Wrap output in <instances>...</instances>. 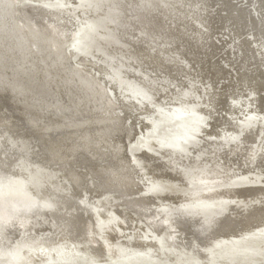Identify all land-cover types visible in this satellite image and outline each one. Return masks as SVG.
<instances>
[{
    "label": "bare ground",
    "instance_id": "6f19581e",
    "mask_svg": "<svg viewBox=\"0 0 264 264\" xmlns=\"http://www.w3.org/2000/svg\"><path fill=\"white\" fill-rule=\"evenodd\" d=\"M22 1L0 0V264H5L3 254L7 256L11 253L14 257H12V262H9L10 264H21V261H25L22 264H36L37 261L33 262L34 254L27 257L22 255V247L36 248L41 238L42 240L39 241L41 245L52 246L53 237L63 238L59 231H55L54 228L57 226L67 227L70 230V237L78 246L73 244V247L64 249L63 256L68 258L80 254L79 249H85L84 242L86 241L89 243V252L87 249L84 252L87 251L96 263H101L106 259L105 255L107 256L108 250L112 252L110 258H118L123 247L127 250L129 247H134L159 253L164 250L160 240L166 237L174 244L175 255L178 253L177 261L182 260L184 255H189L209 263L215 258L214 252L217 251L219 256L216 258L220 260V264H252L250 261L243 260L241 253L253 252V250L244 248L242 244L238 247L233 241L241 239L242 230L240 228L244 224L246 228L257 225L259 227L264 222V198L262 201L259 199L260 196L264 197V187L240 186L235 189L222 187L218 190L204 188V191L200 193H184L171 189L165 193L158 191L155 196L145 195L143 192L147 183L155 182L158 178L165 179L166 177L173 181H181L178 175L171 173L169 168L167 169V165L178 166L183 159L190 161L191 165H197L191 177L196 176L206 184L217 180H221L222 185L229 183L234 178L235 168L233 166L235 164L237 169L242 168L263 176L261 181L264 182V151L261 153L255 148L259 136L264 135V124L256 120L249 125V129L243 131L246 135L239 136L229 149L224 148L222 158L225 162L219 170L210 166L216 159L210 161L208 157L211 148L217 144L212 143L211 140L221 139L232 130L235 124L238 125L237 112L231 109L230 98L226 94L213 97L205 95L200 106L190 109L184 108V104H181L180 108L185 110L182 115H188L190 119L183 125L186 134L178 133L175 137V140L179 142L177 148L179 150L175 151L177 153H172L165 149L162 152L165 158L154 161L156 166L162 169V173L151 171L147 162H152V160L145 154L139 156L142 163H138L137 159L132 157L128 158L129 154L127 156L128 144L136 134L132 120L145 114L151 117L155 113L151 106L157 107L163 93L166 95L170 89L172 90L174 83H168L167 87L159 84L153 92L144 91L148 101L143 103V108L135 106L131 98L128 103L119 99L115 101L107 93L108 89L106 90L105 86L107 82L103 75H108V69L112 66L119 69L122 65L117 61L119 51L110 49L111 45L106 36L100 35V42H106V45L105 43L100 45H102V54L106 57L104 59L109 62L97 63L87 57L77 63V66L72 63V53L67 45L70 33L77 26V21L84 17L62 6L57 12L35 8L25 14L21 9ZM138 1L142 3L143 8L140 14H137V22L152 23L154 16L152 14L155 13L152 9L157 7L154 3L156 0ZM258 3L260 11L263 10V12H260L261 15L259 14L257 20L249 12L231 10L227 6L228 15H224L227 17L218 19L210 17V20L223 18L227 22L232 21L241 32L250 26L251 29L256 30V36L262 37L264 36V0ZM131 4L134 7L139 5L133 0H109L108 6L99 3L93 7L98 14L102 15L105 10L112 11L116 27L108 25V31L112 36H117L119 41L127 44L129 42H125L123 38L124 34L131 33L132 26L126 21L128 6ZM112 6L117 10H112ZM148 6L150 8H147ZM83 13H88V11H83ZM178 31L177 34L180 33ZM120 33L122 37L119 36ZM139 44L133 49L148 62L160 63L159 59L163 58L151 57L146 53L144 45ZM181 48L173 49V53L182 57L183 55L179 53L182 51L197 59L194 62L192 58L188 60L182 57L183 62H176L177 70L180 68L179 64L189 61L200 63L201 67L206 69L205 72H208L207 75L216 76L224 72L220 63L215 61L216 48L214 46L210 45L209 49H213L211 52L205 49L206 47L197 44H187ZM238 48L241 50L240 47ZM246 49V52L252 53L248 44ZM249 58L252 59L253 56L249 54L247 59ZM161 65L165 64L161 63ZM166 70L169 73L172 71L171 68H166ZM138 72L139 70H136L135 74ZM128 73L125 79L131 83L135 76ZM263 74L259 72L251 77L249 73L242 75L238 72L237 82L259 84L262 83L261 80H264ZM180 75L184 74L180 72ZM124 91L126 93L125 89ZM128 96L127 94L124 98ZM235 100L239 113L241 110L248 109L247 106H254L256 102L260 109L261 103H264L263 97L252 99V104ZM210 101L215 102L214 108L220 107L224 110L227 117L225 114L213 116V111L207 106ZM18 122L22 123L24 128L17 127ZM16 128L25 129L37 142L42 154L41 167H38L34 159L29 157L24 159L26 162L23 160L25 163H21L22 160L19 159L23 156L21 149L14 150L15 152L10 154L7 148L13 147L14 149L17 145L7 144L8 141L4 137L14 134ZM188 146L190 153L195 151L199 152V155L190 156L192 158L190 159L185 150ZM2 153L9 156L4 157ZM14 163L17 166L20 164V167L24 166L25 174H21L27 176H21L26 178L24 193L28 192L26 195L29 197L23 201L11 200L7 195L9 191L7 186L15 187V174L14 177H7L5 174H8V169ZM228 163L232 164L227 165ZM46 165L53 169L48 170ZM250 165L253 167L250 168ZM41 170H44V176H39ZM14 191L16 195L15 188ZM238 193H245L248 202L241 200L245 202L246 207L249 204L253 205L247 209L248 211H242L241 208L244 206H238L241 203L239 200L238 205H234L237 203L229 204L223 209L198 210L189 205L196 200H223L229 203L230 198L235 197L236 199ZM101 200H107L109 204H112V208L106 204L97 206L96 203ZM42 201L46 202L43 210L39 207ZM112 201L115 203L113 204ZM166 203L171 206L176 204L178 207L181 204L189 206H186L187 209H183L185 205L181 206L183 207L181 214L164 212L159 208V204L165 207ZM48 210H52V213L48 212V216L51 219L55 217L57 220V222H49L50 225L47 224L48 218H46ZM9 211L15 214L28 211L29 214L17 217L18 215H9ZM112 211L118 215H116L118 223L114 226H108L107 223L104 234L97 233L95 221L97 214L108 222L112 218L110 215ZM140 224L148 225L151 230L153 229L154 235L151 233L150 240L143 238L142 227L144 226ZM39 225H42L41 228L45 227V230H42ZM50 226L54 228L48 235ZM134 230L138 232L136 239L132 236ZM13 236L17 239L16 245L11 241ZM101 239L105 242L103 243ZM16 254L20 255L18 259Z\"/></svg>",
    "mask_w": 264,
    "mask_h": 264
},
{
    "label": "rangeland",
    "instance_id": "374dc122",
    "mask_svg": "<svg viewBox=\"0 0 264 264\" xmlns=\"http://www.w3.org/2000/svg\"><path fill=\"white\" fill-rule=\"evenodd\" d=\"M133 1H135L139 5H135L134 7V5L131 4L130 6H128L129 9L128 13L126 14V21H128L132 28L130 30L131 33H128L127 35L124 34L125 37L123 38L124 41L129 42V44L124 42L122 43L121 41H119L117 36L114 37L109 33L108 25L116 27V23L114 20L115 16L111 14L112 11L105 10L103 13L104 15H102L98 14L95 11V8H93L95 4L99 3L108 6L109 0H23L21 3V9L23 10V12H25V14L29 12L30 9L35 8L48 9L57 12L59 11L60 6H62L72 13L81 14L82 18L84 17L82 20L77 21V26H75L73 31L70 33L69 42L67 45V48L69 51H71L73 57V62H71L76 65L82 59L87 57L88 59L97 63H102V61L109 62L107 59H104L106 57L102 54V45H100L101 43H105L106 45V42H100V35L104 34L111 45L110 49L119 51L117 61L118 64L122 65L119 68L121 72L119 69H115V67L112 66L110 69H108V75H103L105 81L107 82L105 85L106 90H109H107V93L115 101L123 100V102L126 101V103H128L131 98L135 106L143 108V103L145 101H148V98L146 97L147 94L144 91L153 92V89L159 86V84H164V87H167L168 83H174L172 84L174 86L172 90L170 89V91H168L166 95L163 93V97L160 99V103L157 104V107L151 106L155 110V113L152 115L154 117H149L145 114L141 115L143 117L139 116L137 119L132 120V123L135 124L136 134H134L131 143L128 144L127 156L129 154L128 158L132 157L134 159H137L138 163H142L139 156L145 154V156L151 158L152 160V162L149 161L147 162V164L148 168L152 169L151 171L153 172L156 171L158 173H162V169L156 166V163L154 162L155 159H164L165 157L163 156L162 152L165 149L172 153L179 150L177 149L179 147V142L178 140H175V137H177L178 133L186 134V132H184L183 125L190 119V116L182 115V112L185 110L180 108L182 106L181 104H184V108L190 109L198 105L200 106L202 98L205 97V95H207L208 97H213L214 95L226 94L227 97L230 98L229 102L231 104V109L237 112L236 118L238 125L235 124L232 130L227 132V134L224 135L221 139L215 138L211 140L212 143L216 142L217 144L213 146L214 148H211L210 156L207 157L210 161H212L211 159L215 158L216 161L210 164V166L220 170L224 165L223 163L225 162L222 158L224 155V148L229 149L231 145H234V141L236 142V139H238L239 136L243 137L244 135H246V132L243 133V131L249 129V125H252L256 120L260 124H264V103H261L262 105L260 104L262 106L260 107V109H258L259 104L258 102H256L254 106H247L248 109L244 111L241 110V113H239V108L238 106H236L237 101L235 100L238 99L241 103L252 104V99H255L257 97H263L264 99V80H261L262 83L259 84H255V82H249L248 84H243V81L237 82L239 80L238 72H240V74L242 75L244 73H249L251 77L252 75L258 74L259 72L264 73V36H256V30H253V28L251 29L250 26H247L241 32L239 30V27L232 23V21L227 22L226 20H223V18L220 20L211 21L210 17H216L217 19L219 17H227L224 15H228V12L226 11V8L228 7L231 10L235 9L237 11H241L242 13L249 12L251 16L255 20H257L260 12H263V10L260 11L259 9L258 1L260 0H156L154 3L157 5V7H153L152 9L155 13L152 14L154 15L152 20L153 22L150 24L149 22L147 23L144 21L141 23L137 22V14L142 11L143 7L140 1ZM147 8H150V6H148ZM111 9L115 11L117 10V8L113 6ZM86 10L88 11V13H83V11ZM76 16L77 15H75V17ZM177 26L179 27V31L177 29ZM177 31L180 33L177 34ZM119 36H121V33ZM139 43H142L144 45L143 46L141 44L144 48H146V53H148L151 57H156L157 59L163 58L159 59L160 63L155 64L153 62H148L147 59H145L136 50H134L133 47L140 45ZM187 44H197L199 46H204L206 47L205 49L209 50V52L213 50L209 49L210 45L214 46L216 48V51L214 53V55H216L215 61H218L220 63V66L223 68L224 72L219 73L216 76L210 74L207 75L208 72H205L206 69L202 68L200 63H194L197 58L190 57L189 55L184 54L182 51L179 52L181 53V55H183L182 57L188 60L192 58L191 60L194 59V62L190 63L189 61H184V63L179 64L180 68L179 70H177V68L175 67L176 62H183V60H181V56L173 53V49H182L181 47ZM247 44L249 45L252 53L249 51L246 52ZM238 47H240L242 51ZM249 54L253 56L252 59H247ZM157 59L156 61L158 62ZM161 63H164L165 65H161ZM127 67H131L132 69H127ZM166 68H171V73H169ZM242 68L243 70H241ZM136 70H139L137 74H135ZM128 72L135 76L132 78L131 83H129V81L125 79L127 77V74H129ZM180 72H182L184 75H180ZM190 72L191 74L189 75ZM124 89L129 95L127 98H124L125 96H127ZM189 100L191 101L190 103L188 102ZM234 105L237 108H235ZM207 106H209V110L213 111L212 114L215 117H217V115H224L226 113L220 107L214 108V101H210L209 103H207ZM225 117H227V115ZM233 118L235 117L233 116ZM21 124L18 122L17 127L21 126L22 128H24V125ZM20 128H16V131H14V134H11V136L4 137L6 141H8L7 144H12V146L17 145L14 147V149L13 147H8L7 149L10 150V154H13L12 152H15L14 150L21 149L20 152L23 155L21 158H19L22 160L21 163H25L26 161L24 159L29 157L31 159H34L33 161L38 165V167H41V164H43L41 160L42 154L40 153V148L37 142L35 141V139L31 138L28 131H26L25 129L21 130ZM175 130L177 132H175ZM20 133L21 135L18 136L17 134ZM12 138H14V140H12ZM263 138L264 135L259 136L256 143L257 145H255L256 150L261 153L264 151ZM189 149V146L185 149L188 152L186 154L189 157L194 156L195 154L199 155V152L195 151L190 153ZM197 149L200 150V148ZM6 153H2V156H9ZM190 159L192 158L190 157ZM231 164L232 163H228L227 165ZM12 165L13 166L8 169V174L6 173L5 175H7V177H14L15 174L16 181L14 180L15 187L11 188L7 186V189H9L7 195L11 200L13 199L15 201H23L27 198L29 199L28 195H26L28 192H26V194L24 193V191H26V178L21 177L25 176L22 175L25 174V170L23 169L24 166L20 167V164L17 166L15 163ZM38 167L36 166L37 169ZM233 167L235 168V170H233L234 178H232L229 183H225V185H222L221 180H217L210 181L206 184L196 176L192 175L191 177L193 169H196L197 165H191L190 161H188L187 159H183L178 164V166L170 167L169 165H167V169L169 168L171 173L178 175L179 179H182L181 181L183 182L173 181L172 179H168L166 177L165 179L158 178L155 182L151 181L147 183L143 194L155 196L156 194H158V191H161V193H165L171 189L184 193H200L204 191V188L210 190H218L222 187L233 189L240 186L264 187V182L261 181V178H263V176L256 175L257 173L242 168L241 169L243 171L240 168L239 170L237 169L236 164ZM252 167L253 166L250 165V168ZM46 168H48V170L50 171L53 169L49 165H46ZM227 168L229 167L227 166ZM17 171L19 172L17 173ZM42 175L44 176V170L39 171V176ZM33 176L37 177V175ZM166 176L168 177V175ZM2 181H4V179ZM14 188L16 190V195L14 194ZM245 196V193H238L236 196V199H238L236 200L235 197H232L233 200L231 198L230 200L228 199L229 203L223 200H196L191 202V204L189 205L192 208L198 210L207 208L223 209L229 204L233 205L234 203H237L234 205H238L240 201L241 203H239L238 206H244L245 208L242 207L241 209L245 212L248 211V208H251V206H253L249 204L246 207L245 202L248 201L246 200L247 198ZM263 198V196L259 197L261 201L263 200ZM241 199L243 201H246L243 203ZM112 202L113 204L115 203L114 201ZM45 203L46 202L44 201H42V203H39V207H41L42 210ZM102 204H106L108 207L112 208V204H109L107 200H101L96 203L97 206H100ZM159 205V208L164 212L174 213H180L183 208L181 206L185 205V208L183 209H187L186 206H189L188 204H181L178 207V205L176 204L171 206L168 203H166L165 207L161 204ZM49 211L50 213H52V210L46 211V218H48L47 224H49V222L51 221L57 222L55 217L51 219L50 216H48ZM22 212L23 211H21L20 214H15L14 212L9 211L8 214L11 216L18 215L17 217L22 214H29L28 211L23 213ZM113 212L114 211H112V213L110 214L112 218L108 222H106L105 219L97 214L95 220L97 233L104 234L105 230L107 229V223L108 226H114L116 223H118V215ZM182 214L184 213L182 212ZM186 215L188 214L186 213ZM188 216H191V214ZM119 218L121 219V217ZM263 225L264 222H262L259 227L257 225L253 227L247 226L246 228V224H244V226L240 228V230H242L240 234L241 239L233 241V243L238 247H240V244H242L244 248L253 250V252L241 253L243 260L250 261L252 264H264ZM41 226L42 225H39L40 228ZM142 226H144L142 227L143 238L150 240L152 238L151 233L154 235V233L152 232L153 229L151 230V227H149L148 225ZM44 228L45 227H42L41 229L45 230ZM52 228L54 227H49L48 235L51 234ZM139 228L141 229V226ZM54 229L55 231H59L61 237L63 238H59L56 236L53 237L52 240L54 241L51 242H53L54 244L52 243V246L41 245L42 243L39 242L42 240L41 238L38 240L37 245L35 246L36 248L30 249L28 247H22V255L27 257L31 254H34L35 256L33 262L37 261L36 264H199V262L200 264H220V260L216 258V256H219V252L217 251L214 252L215 258H213L209 263L202 262L189 255H184L182 260L177 261L178 253H176L177 255H175L174 244L171 243L172 241H168L166 237H163L160 240V243L162 244V246H164V250L159 253L153 252L152 250H149L150 252H148L147 250H139L138 248L135 249L134 247H129L127 250V248L123 247V250L120 251L121 254L118 258H110L112 257V252L111 250H108V253L106 252L107 256L105 255L106 259L101 263H96V261H94L95 259H92L88 254L89 243L86 241L84 242L85 249H79L80 254L73 258H68L63 256V253L65 251L64 249L76 245L72 240V237H70V230L65 226H57ZM132 233L133 239H136V235L138 234V232L134 230L132 231ZM166 234H168V232H166ZM12 239L13 240L11 241H13V244L16 245V237L13 236ZM101 240L103 241V239ZM104 242L105 240L103 241V243ZM13 244L11 243V245ZM86 249L88 250V252H84V250ZM134 250H138V252H134ZM41 256L44 257L42 258ZM12 257H14L12 253L7 256L3 254L2 256V258L5 260V264H10L9 262H12L13 260ZM19 257L20 255L16 254V258L18 259ZM80 258H82V260H80ZM72 260H74V262H72ZM21 262L23 263L25 261Z\"/></svg>",
    "mask_w": 264,
    "mask_h": 264
}]
</instances>
